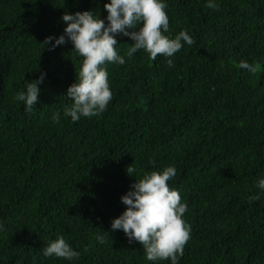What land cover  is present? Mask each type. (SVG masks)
Segmentation results:
<instances>
[{"label":"trees","instance_id":"trees-1","mask_svg":"<svg viewBox=\"0 0 264 264\" xmlns=\"http://www.w3.org/2000/svg\"><path fill=\"white\" fill-rule=\"evenodd\" d=\"M105 2L0 0V264H153L138 242L110 229L134 181L129 164L136 178L177 169L168 183L191 226L178 264H264V191L256 187L264 176V0H214L212 9L205 0H166L165 35L184 29L195 43L171 69L144 50L106 63V111L72 122L65 93L82 58L70 42L51 51L38 42L63 34L64 12L103 18ZM131 42L117 36L118 54ZM41 71L39 102L26 113L14 94ZM57 236L77 259L43 256Z\"/></svg>","mask_w":264,"mask_h":264},{"label":"clouds","instance_id":"clouds-1","mask_svg":"<svg viewBox=\"0 0 264 264\" xmlns=\"http://www.w3.org/2000/svg\"><path fill=\"white\" fill-rule=\"evenodd\" d=\"M205 3L210 9L217 6L214 0H205ZM167 7L166 0H107L103 4L106 10L103 18L93 9L62 14L63 34L49 35L38 43L51 51L70 42L72 50L82 58L73 83L66 89L70 103L63 108V115L76 122L82 117H98L106 111L113 97L106 63L123 65L139 50H144L151 60L155 61L159 54L165 58L167 68L175 67V54L185 44L193 45L195 38L184 29L175 35H165L169 32ZM117 36L132 41L123 55L117 51ZM239 67L252 73L256 71L244 59L239 61ZM45 78L46 73L41 71L35 79L25 82L24 90L14 94V100L23 105L26 113L36 110L39 85ZM51 119L52 123H59L60 113H54ZM136 171L132 164L126 167L127 175L134 177V181L120 196L126 207L111 219L110 229L121 230L130 244L138 242L147 261L178 264L190 239L191 226L183 219L188 210L186 202H182L179 191L168 183L176 176L177 169L168 165L159 171L144 172L139 178L135 177ZM256 187L264 191V176L258 178ZM258 199L259 194L249 196L250 202ZM104 234L99 231L95 235L98 243L104 242ZM42 254L69 261L80 255L63 236L49 240Z\"/></svg>","mask_w":264,"mask_h":264}]
</instances>
